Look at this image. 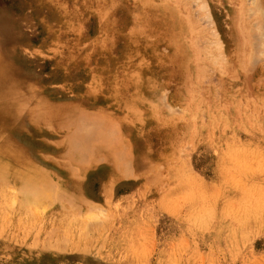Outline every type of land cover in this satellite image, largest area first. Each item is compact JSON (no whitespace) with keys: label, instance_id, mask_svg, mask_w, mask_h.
Returning <instances> with one entry per match:
<instances>
[{"label":"rangeland","instance_id":"374dc122","mask_svg":"<svg viewBox=\"0 0 264 264\" xmlns=\"http://www.w3.org/2000/svg\"><path fill=\"white\" fill-rule=\"evenodd\" d=\"M0 158V264H264V0H0Z\"/></svg>","mask_w":264,"mask_h":264},{"label":"bare ground","instance_id":"6f19581e","mask_svg":"<svg viewBox=\"0 0 264 264\" xmlns=\"http://www.w3.org/2000/svg\"><path fill=\"white\" fill-rule=\"evenodd\" d=\"M4 89V88H3ZM2 89V90H3ZM5 92V91H4ZM7 96V95H6ZM6 96H4L5 97V99H6ZM1 98H3V96H1ZM3 100V99H2ZM9 101V100H8ZM35 101V100H34ZM5 102V101H4ZM14 102V101H13ZM37 102V101H36ZM12 105H14V104H12ZM11 106V105H10ZM6 107V106H5ZM25 107V106H24ZM15 108V107H14ZM5 109V111H6V108H4ZM3 111V110H2ZM82 116V115H81ZM95 118H96V116H95ZM95 122V121H94ZM92 123V122H91ZM78 127V126H77ZM97 128V127H96ZM107 129H110V128H108V127H106ZM76 130V129H75ZM78 130V129H77ZM93 130H94V128H93ZM112 131H114V130H112ZM101 132V131H100ZM111 132V131H110ZM115 132V131H114ZM85 134H86V132H84ZM89 133V132H88ZM92 133H95V132H92ZM106 133H108V131L106 132ZM109 134V133H108ZM95 135V134H94ZM104 135H106V134H104ZM109 135H111V134H109ZM93 137V136H92ZM115 137H117V136H115ZM113 138V137H112ZM96 139V138H95ZM115 139V138H114ZM73 143H74V141H72ZM104 142V141H103ZM110 142V141H109ZM7 143V142H6ZM10 144V143H9ZM14 144V143H13ZM11 145V144H10ZM6 146V145H5ZM9 146V145H8ZM11 147H9V149H10ZM76 148V147H75ZM15 149V148H14ZM74 149V148H73ZM76 149H78V148H76ZM84 149V148H83ZM85 150V149H84ZM5 153L6 152H4V155H5ZM85 153H86V151H85ZM10 155V154H9ZM19 155V154H18ZM6 156V155H5ZM11 157V156H10ZM12 158V157H11ZM0 159H3V158H0ZM5 159V158H4ZM13 161V160H12ZM9 162V161H8ZM7 163V162H6ZM6 163H4V162H2V161H0V177L1 178H5V176H7L8 175V173H9V165H6ZM8 164V163H7ZM12 164V163H11ZM17 164V163H16ZM22 164V163H21ZM15 165V164H14ZM15 166H18V165H15ZM69 167V166H68ZM11 171V170H10ZM26 171V170H25ZM19 172V171H18ZM11 173V172H10ZM20 173V172H19ZM22 173V172H21ZM10 175V174H9ZM2 176H4V177H2ZM13 176H15V175H13ZM20 177V176H19ZM0 178V179H1ZM36 189V188H35ZM25 191V190H24ZM27 191V190H26ZM27 192H29V191H27ZM30 192H32V189H31V191ZM29 192V194H34V192H32V193H30ZM22 193H24L23 191H22ZM26 193V192H25ZM27 194V193H26ZM40 196H41V194H40ZM33 197H35V196H33ZM30 198H32L31 196H30ZM32 200V199H31ZM30 200V201H31ZM26 201V200H25ZM33 201V200H32ZM31 201V203L33 204V202ZM27 202V201H26ZM29 203V202H28ZM35 203H37V202H35Z\"/></svg>","mask_w":264,"mask_h":264}]
</instances>
